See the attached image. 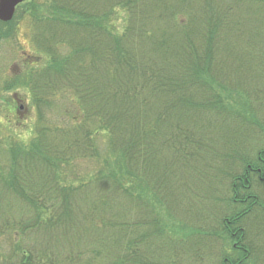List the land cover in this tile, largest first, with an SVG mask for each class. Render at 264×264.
Segmentation results:
<instances>
[{
  "label": "trees",
  "instance_id": "1",
  "mask_svg": "<svg viewBox=\"0 0 264 264\" xmlns=\"http://www.w3.org/2000/svg\"><path fill=\"white\" fill-rule=\"evenodd\" d=\"M242 2L26 0L0 21L1 40L28 19L43 51L29 80L36 136L9 146L0 165V233L20 236L0 264H169L180 249L158 251L177 239L165 209L186 216L199 205L198 221L222 223L237 241L218 264H264V124L212 83L246 89L262 101L254 111L264 109L262 85L248 89L217 69ZM117 7L129 14L121 31ZM65 91L74 108L61 103ZM56 98L64 113L49 117ZM87 161L97 168L80 174ZM212 200L223 215L207 212Z\"/></svg>",
  "mask_w": 264,
  "mask_h": 264
},
{
  "label": "rangeland",
  "instance_id": "2",
  "mask_svg": "<svg viewBox=\"0 0 264 264\" xmlns=\"http://www.w3.org/2000/svg\"><path fill=\"white\" fill-rule=\"evenodd\" d=\"M106 1L98 0L101 5ZM239 5L231 18V21H234L231 25V27L234 26V32L229 35L226 42L223 41L222 44L225 47L220 46L218 50L220 60L217 69L222 71L224 78H231L232 81L248 89L253 88L252 85L264 87V73H262L264 71V55L261 54V52L264 53V38L262 37L264 32L261 36L262 39L258 37L260 31L264 30V7L254 0H244ZM226 8L232 10V4H228ZM196 10L199 11V7ZM128 16L126 9L117 7L112 14L111 21L121 31L128 24ZM238 21L239 26L236 25ZM28 24V19H21L19 32L16 35L12 32L0 40V165H7L9 159H7L6 151L9 146L17 143L21 147H30L36 136L37 110L29 88V80L32 69L40 66L36 63L43 55V51L35 49ZM216 80L212 79L213 86L215 85L214 87L225 95V100L232 108L248 115L250 119L255 118L258 124H264V109L258 110V113L253 109L254 106L260 109L259 104H262V101L255 102L254 96L250 94L249 96L246 89L245 91L235 87V90H232V88L226 87L227 85L220 79ZM70 95L71 93L68 91L59 95L61 103L66 101L69 103L66 105V108L69 109L74 105L70 103ZM261 96L264 94H260ZM55 100V106L49 109L48 114L49 117L57 118L60 113H64L61 109L64 107L57 98ZM216 120L217 118L213 119L212 123L217 127L218 120ZM254 150L255 146L252 144L251 154ZM97 166V162L87 161L80 166L77 165L76 170L83 174L96 169ZM213 183L217 189H220L218 182H215L214 179ZM201 187L206 192H210L208 188ZM215 203L217 202L212 200V207L207 212L216 211V215H223L226 207ZM184 210L187 212L186 216L181 214H175V216L173 211L165 209L164 213L166 214L163 215V222L166 225V232L174 240L177 239L175 243L166 241L158 251L166 254L169 249H180V252H174L176 255L170 258L169 264H218L222 254L231 252L232 243L236 240H231L224 233L225 229L221 225L222 223L212 228L206 222L198 221L202 213H205L200 209V205L196 206L195 210H190L189 207H185ZM191 213H195V215H189ZM211 215L213 218L214 213ZM255 229L253 227L251 229L253 236ZM181 237H186V239L183 240ZM19 239L20 236L15 232L0 233V251H9L13 243L20 242ZM260 239L258 238L252 243H262ZM182 250H186L187 253Z\"/></svg>",
  "mask_w": 264,
  "mask_h": 264
},
{
  "label": "water",
  "instance_id": "3",
  "mask_svg": "<svg viewBox=\"0 0 264 264\" xmlns=\"http://www.w3.org/2000/svg\"><path fill=\"white\" fill-rule=\"evenodd\" d=\"M24 0H0V20L10 21L13 19L16 8Z\"/></svg>",
  "mask_w": 264,
  "mask_h": 264
}]
</instances>
